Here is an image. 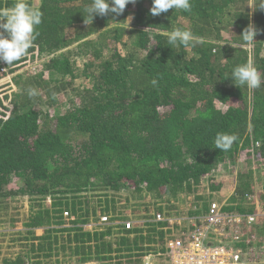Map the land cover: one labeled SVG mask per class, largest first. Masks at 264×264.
<instances>
[{
  "label": "trees",
  "instance_id": "trees-1",
  "mask_svg": "<svg viewBox=\"0 0 264 264\" xmlns=\"http://www.w3.org/2000/svg\"><path fill=\"white\" fill-rule=\"evenodd\" d=\"M16 2L0 0V11ZM24 2L43 13L42 23L13 63L36 51L43 62L38 74L13 78L12 107L4 106L10 115L0 119V213L15 227L0 240V264H143L170 230L167 222L148 221V211L131 229L115 224L124 219L118 192L152 193L166 204L156 210L172 215L182 193L196 192L240 150L253 147L264 158V9L256 8L259 0H190V11L152 16V0H137L120 16H96L86 25L91 0ZM249 24L257 34L244 43ZM176 28L190 30L194 43L169 46ZM76 56L84 57L88 84L52 111L77 77ZM248 60L261 74L258 89L240 88L230 76ZM29 88L37 95L29 97ZM218 132L237 137L229 151L214 148ZM253 178L239 173L234 204L225 210L256 214L260 203L264 210V189L256 193ZM17 196L29 199L24 216L9 200ZM197 199L188 214L207 215L210 202ZM102 215L111 223L84 227ZM254 229L264 235V224Z\"/></svg>",
  "mask_w": 264,
  "mask_h": 264
},
{
  "label": "rangeland",
  "instance_id": "rangeland-1",
  "mask_svg": "<svg viewBox=\"0 0 264 264\" xmlns=\"http://www.w3.org/2000/svg\"><path fill=\"white\" fill-rule=\"evenodd\" d=\"M98 36V34H94L93 38ZM76 74L77 77L72 81V85H68V96L66 92L62 93L59 96V100L56 101L54 106H50L52 111H62L65 107H67L68 101L70 98L75 97L72 89L74 87L81 88L88 84V78H86L82 71L85 66L84 57L76 56ZM43 60H38L37 64L40 67ZM29 67H32V64H29ZM22 70V69H21ZM22 74V73H21ZM23 76L25 74H22ZM16 76V75H15ZM11 77H2L0 78V105L1 108L4 106H10L11 98L14 91L17 90V87L14 83L13 78ZM27 76V75H25ZM67 80H70L67 77ZM8 96V99L6 98ZM70 96V98H69ZM222 108H225V105L219 104ZM257 146V145H256ZM254 148H244L240 150L238 153V158L235 163L228 161L225 165H222L218 169L212 171L209 175L205 176L200 185L197 187L196 192L192 193H182L180 198L177 201V206L179 207L177 210L173 211L172 215H167L163 213L165 216L173 217L176 220L175 226L179 229H191L194 224V220L197 218L196 216L189 215L188 212L190 210H195L197 208L196 203H198V197L202 196L206 201L212 202L216 201L223 204L225 207L228 205H233L234 202L229 199L234 195L235 189L239 183V173L240 172H252L254 175L253 183L255 192H261L264 189V158L257 157L254 153ZM116 196L121 200L120 203V213L119 216H133V218H141L145 213H148L151 218L158 211L156 208L160 205H166L165 201L157 199L152 193L143 192L141 196H137L132 188H124L120 192L116 194ZM253 198H257V195H253ZM11 200L14 206H19L21 209V215H25L28 209L29 199L23 196H17L9 199ZM257 208V217L255 225H263L264 224V210H262V204ZM148 211V212H147ZM8 214L1 212L0 213V240L5 236V233H9L14 230L15 227L6 222L5 220L8 218ZM144 218V217H143ZM147 218V217H146ZM145 220V219H144ZM250 233V234H249ZM245 235V236H244ZM234 234H231V238L228 235L225 237L226 239H232ZM224 237V236H223ZM222 236L218 237V240L223 238ZM242 237V236H241ZM230 239L228 241H230ZM242 242L249 243L248 246L242 248V260L244 264H264V235L260 234L258 229H254L252 232L247 231L243 233ZM87 264H98L94 262H90ZM113 264H131L128 262L123 263H113Z\"/></svg>",
  "mask_w": 264,
  "mask_h": 264
},
{
  "label": "built area",
  "instance_id": "built-area-1",
  "mask_svg": "<svg viewBox=\"0 0 264 264\" xmlns=\"http://www.w3.org/2000/svg\"><path fill=\"white\" fill-rule=\"evenodd\" d=\"M33 58L29 54L26 59L19 63H0V74L4 77H11L17 74L36 75L40 71L37 64L42 60L36 51ZM32 64V67H29ZM22 69V70H21ZM0 119H6L10 115V110L1 108ZM259 146L260 142H256ZM46 203H51V198L47 197ZM64 217L68 220L75 219L69 211L64 212ZM120 217V216H118ZM124 219L115 220V224H123L126 229L133 228L138 223H143L144 219L133 218V216H123ZM256 214H238L224 209V205L212 201L209 203V212L205 216H198L194 220L191 229L175 226L176 220L173 217L165 216L158 212L148 221L167 222L163 250L157 253L151 252L144 257V264H160L163 258L171 264H244L242 260V248L235 245L242 242L244 231L247 232L256 223ZM111 223L110 215H102L98 222H89L84 227L92 230L97 225ZM231 234H234L231 238ZM230 236L229 239L225 237ZM219 236H224L218 240ZM242 236V237H241ZM245 236V235H244Z\"/></svg>",
  "mask_w": 264,
  "mask_h": 264
},
{
  "label": "clouds",
  "instance_id": "clouds-1",
  "mask_svg": "<svg viewBox=\"0 0 264 264\" xmlns=\"http://www.w3.org/2000/svg\"><path fill=\"white\" fill-rule=\"evenodd\" d=\"M137 0H91L86 5L84 13V23L92 24L96 16L105 17L109 14L120 16L124 13L129 3H136ZM191 10L190 0H152L150 14L159 16L167 13L169 9ZM256 8L264 9V0H259ZM43 13L30 7L24 0H17L10 10L0 11V63L7 65L18 61L32 46L35 38L36 26L42 23ZM257 34L256 28L249 24L240 35L242 42L251 43ZM190 43H194L190 30L176 28L167 36V44L173 49L178 46L187 48ZM236 86L248 89H258L261 87L262 77L251 60L246 63L236 65L230 75ZM156 83L155 80L152 81ZM29 97L37 95L33 88L27 90ZM234 134L218 132L214 139V148L221 152L229 151L236 141Z\"/></svg>",
  "mask_w": 264,
  "mask_h": 264
},
{
  "label": "flooded vegetation",
  "instance_id": "flooded-vegetation-1",
  "mask_svg": "<svg viewBox=\"0 0 264 264\" xmlns=\"http://www.w3.org/2000/svg\"><path fill=\"white\" fill-rule=\"evenodd\" d=\"M163 260H164V261H162V263H160V264H171L170 262H168V261L165 260L164 258H163ZM143 264H144V262H143Z\"/></svg>",
  "mask_w": 264,
  "mask_h": 264
}]
</instances>
